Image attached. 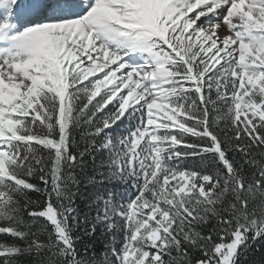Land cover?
Instances as JSON below:
<instances>
[{
    "label": "snow or ice",
    "instance_id": "obj_1",
    "mask_svg": "<svg viewBox=\"0 0 264 264\" xmlns=\"http://www.w3.org/2000/svg\"><path fill=\"white\" fill-rule=\"evenodd\" d=\"M0 237V264L264 247V0H0Z\"/></svg>",
    "mask_w": 264,
    "mask_h": 264
},
{
    "label": "trees",
    "instance_id": "obj_2",
    "mask_svg": "<svg viewBox=\"0 0 264 264\" xmlns=\"http://www.w3.org/2000/svg\"><path fill=\"white\" fill-rule=\"evenodd\" d=\"M213 115H215V113ZM77 139H79L78 136H77ZM194 140H195L194 137L190 138V142L194 141ZM88 164H89V167L87 168V173H88V175H91L92 174V169H91V161L90 160L88 161ZM79 178L82 181L81 188L83 189V185H84V183H86V177L83 174H80ZM33 182H35V183L39 184L41 187H43V185L39 181L38 177L34 178ZM105 186L109 187V188H115V190H117V191H121L122 190L120 188V186H118V185L108 184V185H105ZM32 198L34 200L42 199L41 197H39L38 194H34L32 196ZM87 203H88V201L84 200L83 198H78L77 199V204L79 205V207L83 211H87L88 210L87 207H86ZM99 235L100 234H99V230H98L97 231V236L99 237ZM0 239H7V237H0ZM85 241L87 242V237H85ZM96 247H97V249L102 248L101 240H99V239L97 240ZM262 253H264V247H261L259 244L254 245L251 249H249L246 257H244V256L241 257L240 264H255V262L259 261Z\"/></svg>",
    "mask_w": 264,
    "mask_h": 264
}]
</instances>
